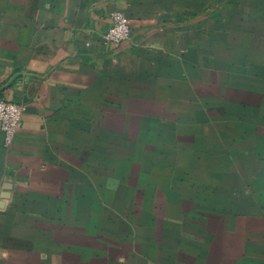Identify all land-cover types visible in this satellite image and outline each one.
Returning <instances> with one entry per match:
<instances>
[{
	"label": "crops",
	"instance_id": "crops-1",
	"mask_svg": "<svg viewBox=\"0 0 264 264\" xmlns=\"http://www.w3.org/2000/svg\"><path fill=\"white\" fill-rule=\"evenodd\" d=\"M249 8L244 0H0V96L25 105L9 147L0 126V264H36L37 255L48 264L47 249H77L76 264H264V191L254 183H228L206 199L191 184L178 197L174 183H140L133 197L109 202L103 223L91 216L101 161L114 173L116 157L138 142L156 166L157 147L147 145L156 139H133V127L147 132L165 111L202 101L197 63L227 45L218 28L243 39ZM116 11L131 22L119 44L104 38Z\"/></svg>",
	"mask_w": 264,
	"mask_h": 264
},
{
	"label": "rangeland",
	"instance_id": "rangeland-1",
	"mask_svg": "<svg viewBox=\"0 0 264 264\" xmlns=\"http://www.w3.org/2000/svg\"><path fill=\"white\" fill-rule=\"evenodd\" d=\"M244 1L245 11L250 8L243 14V39L237 38L240 30L218 28L228 35L227 45L212 47L205 61L196 65L195 89L202 101L165 111L147 132L143 125L133 127V139L144 133L156 139L147 143L157 147L156 166H150L152 157L138 142L132 143L129 157H116L114 173H108L101 161V204L91 210L99 223L114 209L109 202L121 204L133 197L140 183H174L178 197L191 184L199 199L221 197L211 193L229 188L228 183H254L253 192L264 191L257 190L264 188V0H258L257 11V0ZM138 192L146 196L150 190ZM47 250L48 264H76L77 249ZM24 260L21 264H27ZM41 263L37 255L36 264Z\"/></svg>",
	"mask_w": 264,
	"mask_h": 264
},
{
	"label": "built area",
	"instance_id": "built-area-1",
	"mask_svg": "<svg viewBox=\"0 0 264 264\" xmlns=\"http://www.w3.org/2000/svg\"><path fill=\"white\" fill-rule=\"evenodd\" d=\"M131 35V22L129 17L116 11L112 16V25L104 34L107 42L119 44L127 41ZM25 105L0 96V126L4 133V143L11 146L23 125Z\"/></svg>",
	"mask_w": 264,
	"mask_h": 264
}]
</instances>
